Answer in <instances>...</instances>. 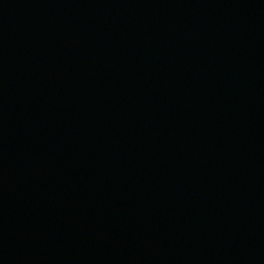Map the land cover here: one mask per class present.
Masks as SVG:
<instances>
[{"label": "water", "instance_id": "1", "mask_svg": "<svg viewBox=\"0 0 264 264\" xmlns=\"http://www.w3.org/2000/svg\"><path fill=\"white\" fill-rule=\"evenodd\" d=\"M227 262L264 264V0H0V264Z\"/></svg>", "mask_w": 264, "mask_h": 264}, {"label": "bare ground", "instance_id": "2", "mask_svg": "<svg viewBox=\"0 0 264 264\" xmlns=\"http://www.w3.org/2000/svg\"><path fill=\"white\" fill-rule=\"evenodd\" d=\"M133 242H134V244H135V246H136V249H138L139 246H138L137 238H133ZM227 264H233V263H228V262H227Z\"/></svg>", "mask_w": 264, "mask_h": 264}]
</instances>
